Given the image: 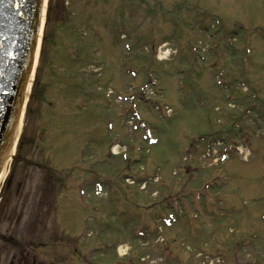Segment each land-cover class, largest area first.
<instances>
[{"label":"rangeland","instance_id":"374dc122","mask_svg":"<svg viewBox=\"0 0 264 264\" xmlns=\"http://www.w3.org/2000/svg\"><path fill=\"white\" fill-rule=\"evenodd\" d=\"M45 22L0 264H264V0H45Z\"/></svg>","mask_w":264,"mask_h":264},{"label":"water","instance_id":"95a60500","mask_svg":"<svg viewBox=\"0 0 264 264\" xmlns=\"http://www.w3.org/2000/svg\"><path fill=\"white\" fill-rule=\"evenodd\" d=\"M44 0H0V174L33 69Z\"/></svg>","mask_w":264,"mask_h":264},{"label":"flooded vegetation","instance_id":"af4514ba","mask_svg":"<svg viewBox=\"0 0 264 264\" xmlns=\"http://www.w3.org/2000/svg\"><path fill=\"white\" fill-rule=\"evenodd\" d=\"M34 237H32L31 239L34 240L35 239ZM32 240H29V243L30 242L34 243ZM38 248L41 247L39 246ZM36 249H37L36 245L32 246L30 244L29 245L23 244L22 246L18 247L16 250L13 251L7 264H53L52 261L48 263L39 261L35 254ZM0 262H1V258H0Z\"/></svg>","mask_w":264,"mask_h":264},{"label":"bare ground","instance_id":"6f19581e","mask_svg":"<svg viewBox=\"0 0 264 264\" xmlns=\"http://www.w3.org/2000/svg\"><path fill=\"white\" fill-rule=\"evenodd\" d=\"M44 4H45V3H44ZM43 13H44V5H43ZM42 16H43V15H42ZM42 22H43V21H41V28H42ZM40 35H41V34H39L38 44L40 43ZM38 48H39V45L37 46V50H36L35 55H34V64H33V66L36 65ZM33 68H34V67H33ZM31 79H32V74L30 75V78H29V80H28V85H27V90H26L27 92H28V89H29V87H30V81H31ZM20 125H21V123L19 122V126H18V128L16 129V131H15L14 142H15L17 136H18ZM13 144H14V143H13ZM13 149H14V146H13ZM13 149L11 150V152L13 151ZM8 156H9V155H8ZM5 167H6V165H5V163H4L3 168H2V171H1V174H0V183H1V181H2V179H3V176L5 175V172H6V168H5Z\"/></svg>","mask_w":264,"mask_h":264},{"label":"trees","instance_id":"16d2710c","mask_svg":"<svg viewBox=\"0 0 264 264\" xmlns=\"http://www.w3.org/2000/svg\"><path fill=\"white\" fill-rule=\"evenodd\" d=\"M49 12V9H48V11H47V19L46 20H48V13ZM47 24V23H46ZM44 32H46V25H45V29H44ZM45 40H46V35L44 34L43 35V38H42V47H41V52H40V54H42V52H43V47H44V43H45ZM33 93V92H32ZM18 152V151H17Z\"/></svg>","mask_w":264,"mask_h":264}]
</instances>
